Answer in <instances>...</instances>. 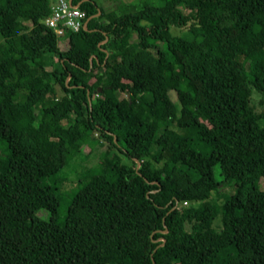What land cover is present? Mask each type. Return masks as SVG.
Masks as SVG:
<instances>
[{
	"label": "trees",
	"instance_id": "trees-1",
	"mask_svg": "<svg viewBox=\"0 0 264 264\" xmlns=\"http://www.w3.org/2000/svg\"><path fill=\"white\" fill-rule=\"evenodd\" d=\"M55 1L0 0V264H264V0Z\"/></svg>",
	"mask_w": 264,
	"mask_h": 264
},
{
	"label": "rangeland",
	"instance_id": "rangeland-1",
	"mask_svg": "<svg viewBox=\"0 0 264 264\" xmlns=\"http://www.w3.org/2000/svg\"><path fill=\"white\" fill-rule=\"evenodd\" d=\"M81 0H75V3H80ZM96 1L100 7L102 8H115V10H117L118 14H124V13H128L131 11H135V10H139L141 9V5L138 6H131L129 5V3L126 4H119L117 5L116 3L111 2V0H94ZM137 4V3H135ZM59 45L61 48L65 49V45H66V39L64 37H60L59 39ZM164 74H166V72L164 71ZM125 95H122V97H124ZM173 100H175V97L172 95ZM147 98H144L143 100H141L140 104H142L143 101H146ZM261 100V98L258 95H254V102L257 104V109L259 112L264 111V107L259 106L258 103ZM98 135H95V137H97ZM106 154L109 157L113 156V150L108 149V144L107 143H100L98 145H96L95 147H90V146H84L81 150V154L80 156L82 158H77L73 165H75L76 168V173H71L69 175V180L71 182H76L78 175H82L83 173L92 170L94 168H98L100 166H102L104 164V159ZM122 157V163L125 165L130 166L131 165V160H129L125 155H121ZM65 173L62 174V176H64ZM217 178L218 180H221L220 177V173H217ZM44 183L46 184V181H44ZM68 185H70V182L67 183ZM71 186V185H70ZM74 186V185H73ZM261 189L264 190V179H262L261 183H260ZM234 189H235V183L234 182H229L227 184H224L222 186V191L224 193H228V194H233L234 193ZM64 198L65 201L68 198V195L66 193H64ZM65 206L61 208V213L65 212ZM40 215H43L40 214Z\"/></svg>",
	"mask_w": 264,
	"mask_h": 264
},
{
	"label": "built area",
	"instance_id": "built-area-1",
	"mask_svg": "<svg viewBox=\"0 0 264 264\" xmlns=\"http://www.w3.org/2000/svg\"><path fill=\"white\" fill-rule=\"evenodd\" d=\"M45 25L58 37L67 32H80L88 25L87 14L79 5L74 6L71 0H56L52 5V14L46 19Z\"/></svg>",
	"mask_w": 264,
	"mask_h": 264
},
{
	"label": "water",
	"instance_id": "water-1",
	"mask_svg": "<svg viewBox=\"0 0 264 264\" xmlns=\"http://www.w3.org/2000/svg\"><path fill=\"white\" fill-rule=\"evenodd\" d=\"M71 2H72V0H71ZM140 166V164L138 163V167ZM165 233L167 232V231H164Z\"/></svg>",
	"mask_w": 264,
	"mask_h": 264
}]
</instances>
